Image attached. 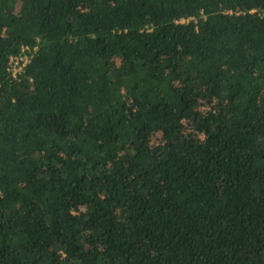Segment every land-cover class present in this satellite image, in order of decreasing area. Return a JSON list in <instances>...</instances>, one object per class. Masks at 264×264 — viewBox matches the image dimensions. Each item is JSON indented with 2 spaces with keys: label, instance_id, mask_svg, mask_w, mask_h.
Returning a JSON list of instances; mask_svg holds the SVG:
<instances>
[{
  "label": "trees",
  "instance_id": "1",
  "mask_svg": "<svg viewBox=\"0 0 264 264\" xmlns=\"http://www.w3.org/2000/svg\"><path fill=\"white\" fill-rule=\"evenodd\" d=\"M263 11L0 0V264H264Z\"/></svg>",
  "mask_w": 264,
  "mask_h": 264
},
{
  "label": "built area",
  "instance_id": "2",
  "mask_svg": "<svg viewBox=\"0 0 264 264\" xmlns=\"http://www.w3.org/2000/svg\"><path fill=\"white\" fill-rule=\"evenodd\" d=\"M251 13L256 12V10L250 11ZM264 15V11L262 12ZM25 51V50H24ZM30 59L29 57L20 55L11 58L10 63L12 64V69H13V75L16 76L17 74H21L23 72V67L26 66L29 63Z\"/></svg>",
  "mask_w": 264,
  "mask_h": 264
}]
</instances>
